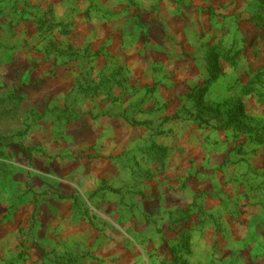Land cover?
<instances>
[{
	"label": "rangeland",
	"instance_id": "obj_1",
	"mask_svg": "<svg viewBox=\"0 0 264 264\" xmlns=\"http://www.w3.org/2000/svg\"><path fill=\"white\" fill-rule=\"evenodd\" d=\"M0 264H264V0H0Z\"/></svg>",
	"mask_w": 264,
	"mask_h": 264
}]
</instances>
